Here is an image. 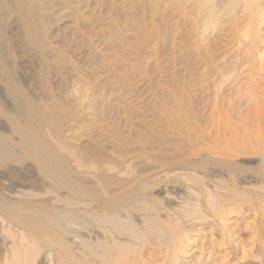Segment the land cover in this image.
I'll return each mask as SVG.
<instances>
[{
	"label": "rangeland",
	"instance_id": "374dc122",
	"mask_svg": "<svg viewBox=\"0 0 264 264\" xmlns=\"http://www.w3.org/2000/svg\"><path fill=\"white\" fill-rule=\"evenodd\" d=\"M131 1L133 18L122 9V0H52L36 8L38 20L46 26L32 23L31 31L1 0L0 133L11 140L0 138V149L21 152L7 116L14 115L52 144L63 132L66 151L56 147L64 164L60 174L74 177L76 191L96 192L99 182L110 181L109 189L131 190L136 196L135 202L118 209L117 229L103 226L112 234L96 240L99 227L82 213L83 206L66 201L68 189L58 177L42 173L30 161L2 163L0 258L6 264H13L16 254L39 255L37 264H264L262 165L254 157L236 156L245 131L256 135L253 141H264V43L254 46L251 55L244 54L253 59L236 63L232 53L248 42L241 34L224 33L210 44L192 27L193 17L187 19L174 4L161 9L159 2L164 0ZM154 7L169 21L170 34L157 49L152 43L139 47L134 39L151 28L149 10ZM98 16L103 18L101 25ZM114 17L130 31L119 36L113 32ZM125 40L131 42L125 45ZM180 91L186 98L178 95L174 101L172 94ZM87 105L94 109L81 112ZM164 115L173 119L169 128L163 124ZM37 117L39 123L34 122ZM127 133L145 140L151 149L145 164L132 154L126 157L129 168L123 169L118 146ZM178 142L184 144L180 154L171 148ZM198 149L209 150V160L181 165L191 150ZM100 153L108 161L121 158L123 172H110L107 163L98 161ZM224 156L235 164L233 170L215 163ZM162 163L165 170L157 168ZM246 178L252 181L241 188ZM59 194L64 197L61 203L56 202ZM11 204L49 216L76 212L78 222H88L93 229L72 226L83 240L76 245L66 241L69 248L58 237L56 224L41 223L40 217L28 221L20 210L8 208Z\"/></svg>",
	"mask_w": 264,
	"mask_h": 264
},
{
	"label": "bare ground",
	"instance_id": "6f19581e",
	"mask_svg": "<svg viewBox=\"0 0 264 264\" xmlns=\"http://www.w3.org/2000/svg\"><path fill=\"white\" fill-rule=\"evenodd\" d=\"M49 1H52V0H6V2L9 4L10 9L13 11V13L16 14L19 19H21V20L23 19L24 26L27 27V29H29L31 31L34 30V28L32 27V23L33 24L35 23L36 26H41V25L46 26L42 19H41L42 21L38 20V17L36 15V8H40L41 4L48 3ZM94 1L96 2L97 0H94ZM146 1H148L150 4H152V2H154V0H146ZM156 1H158V0H156ZM159 3H160L159 5H160L161 9L166 7L168 4L172 3L178 9L179 13L185 14L187 19H189L191 21H193V19H194V21H193L194 23L192 24V27H195L194 29H196L198 32L200 31V36L203 38V41L208 39L210 44L211 43L215 44V40L217 41V39L220 38V35H223L224 33L229 34L232 32H236L238 34H241V38L248 40V42L246 45L242 44V39H241V44H242V46L244 45L245 47H243L242 51H239V50H241V48L234 50L235 54L232 53L233 58L231 59L229 57L231 59V61L234 60V61H236V63H238L242 60L244 61V60H248L251 58L253 59V57L250 58V56H245L244 54L247 52L246 55H248V53L250 52V55H251L252 48H254V46H257L260 43H264V0H164L163 2L161 1ZM0 8L2 9L1 0H0ZM122 9L124 11H128L130 17L133 18V16H132L133 11H134L133 1L122 0ZM76 10L78 11V9H76ZM157 11H158L157 7H154V9L152 8L149 10V13H150L149 21H151V23H150L151 28H149L148 32H146L148 29H143L141 31V32H143L142 35L139 36L137 39H134V41L137 42V44H139V47L143 46L145 43H147V44L152 43L154 46V49H157L158 44H161V43L165 44V42H167L168 35L170 34L169 30L171 29L170 24H169V21L167 19H165L164 15L159 14ZM139 14H140V12H139ZM143 14H144V12H143ZM144 16H145V14H144ZM130 17H128L125 20H130L131 19ZM192 17H193V19H192ZM102 19L100 16H98L97 17V23H99L101 25L103 23ZM113 20L114 21L110 22V29L113 32H116L118 36L121 35L124 30L130 31V28H128L127 23H125L123 26H119V25H117V22H118L117 17L116 18L114 17ZM184 25H186V24L184 23ZM172 34H174V33L172 32ZM238 37H240V36H238ZM234 38H236V37H234ZM110 42H111L110 39H108L107 44H109ZM130 42H131V40H125L124 44L126 45L127 43H130ZM238 42H240V41H238ZM238 42H236L235 44H237ZM132 43H133V41H132ZM39 44L41 46H43L42 42H39ZM216 47H217V44L213 48H216ZM248 47H250V48H248ZM221 56L222 55H220V57ZM262 56L260 58H262ZM227 57L228 56L226 55V58ZM226 58L223 57L224 60ZM250 62H253V61H250ZM244 63L246 64V62H243L242 64L244 65ZM236 66H237V64H236ZM240 67H242V66H240ZM240 67L238 64V68H240ZM228 71H229V69H228ZM235 78H237V77H235ZM229 84H231V83H229ZM178 95H179V98H181L182 100L185 97L183 92L180 91L179 94H176V93L172 94V97H173L172 99L174 101H177ZM86 107H88V105ZM163 107H164L163 103L160 104L159 108L161 109V112H162V110H164ZM92 109H94L93 106H90L88 108L84 107V109H82L81 112H85V111L92 110ZM90 112H92V111H90ZM97 114H98V112H97ZM17 115H19V114H17ZM7 116L9 117L10 122H11L12 134L18 136V139H17L18 143L17 144L20 147L21 152L18 154H15L14 152H10L7 149H0V164L7 163V162H13V161H30V162L34 163L36 165V167L42 173H47L50 176L55 177V178L58 177L59 178L58 183L64 185L68 189V193H69L68 198L69 199H67L66 201L68 203H70L72 206H78V205L83 206L84 212H82V213L88 217V219L91 221V224H94V225L99 227V229L97 228L98 231L95 232L96 240H98L99 237L105 238L104 235L106 236L109 233L108 231H106L105 228H103V226H106L109 224L110 226H113L115 229H117V223L120 220V218L118 217V215H119L118 209L122 208L121 206H126L125 204L135 202V196L136 195L134 194V192L131 190H125V191H123V190L122 191L111 190V188L109 189L110 184H111L110 181L99 182V184L101 185V189H99L96 192L93 190H89V192L76 191L72 186L73 183H76V180L74 179V177L72 175H70L69 173H66V172L64 173L65 176H62V174H60L61 173L60 169H61V166L63 163L61 164V161L59 160V156L57 154L56 147H61L62 151H66V149L62 146V143L65 140L64 139L65 136H63V132L57 133L58 136L60 137V139H56V138L52 139V141L54 143V144H52V143L44 140V138H42V136H41V133L37 129L32 127L30 124H28L26 122L24 123L22 121L20 122L18 117L14 116V115L7 114ZM31 116H30V118H31ZM20 117H22V116H20ZM98 118H100V117L98 116ZM52 119H54V118H52ZM34 122L39 123L38 117L34 118ZM164 123H165V125H167L166 127L169 128L173 123L172 117L171 116L168 117V116L164 115L163 124ZM73 125H75V124H73ZM249 132L250 131L248 130L242 134L243 138H241L242 139V141L240 142L241 144L238 142L239 146H241L240 152H239L240 154L236 153V156L238 157L240 155H242V156L246 155V156H251V157L256 158L257 162L262 165V168H261L262 171L261 172L264 173V141H262V138L261 139H255V141H253V139L256 135L254 134L255 135L254 136L252 133V136H251V132L250 133ZM259 134H260V132L257 135H259ZM259 137L260 136H258V138ZM0 138L11 140L10 137H8L2 133H0ZM119 141H121V142L119 143L118 148L121 147V149L123 150L122 151L123 154L121 157L122 159L119 158L122 160V162L124 164L123 169L129 168L128 164H130V161L126 158L129 155H132V154L136 155V157L138 159H141L142 162L144 161L143 159H149L147 149H151V148H148L147 144L144 143L145 140H141L139 138L133 139L128 134L126 137L125 136L122 137V139H120ZM183 145L184 144H180V143H179V145L171 144V146H172L171 148L178 150L179 154H180L181 153L180 151L181 150L183 151V148H182V147H184ZM187 146H189V145H186V148H188ZM196 147H198V146H196ZM196 147H193V148L195 149ZM193 148H191V149H193ZM112 149H115V148L112 147ZM216 150H217V148H216ZM219 150L220 149L218 148V150H217L218 153H219ZM153 152H154V150H153ZM205 152L203 150H199V149L198 150H191V152L188 154L189 156L187 155L188 158L187 159L184 158L185 159V160L183 159L184 163L181 162V165H184V166L190 165L191 162H189V161L192 159H194V160L199 159L200 161L209 160V158H207L208 157L207 154L209 153V150H208V152H206L207 154H205ZM172 153H174V152H172ZM215 153L216 152H214V154ZM228 153L229 152H227L226 154H228ZM233 154H231L232 155L231 157L235 156V154L234 155ZM150 157L152 159L154 158V161H156L157 163H161L160 160H157L155 157H152L151 155H150ZM182 157H184V156H182ZM105 158H106L105 154L100 153V155L98 157V161L103 162V163H107L110 172L111 171H118L119 173L123 172V169H121V167L118 164L119 159L118 160L116 159L115 161H113V160L108 161ZM229 159H232V158H229ZM62 160H64V159L62 158ZM147 161H150V160H147ZM77 162H78L80 168H84L85 164L82 160H79ZM162 162H164V161H162ZM215 163L217 165H220L221 167L228 168L230 170H233L235 168V164H233L231 161H228L226 159V157L225 158L221 157L220 159L216 160ZM152 164L155 165L154 162ZM163 164L164 163H162V165H159V167H157V168L165 170V166ZM156 165H158V164H156ZM63 166H64V164H63ZM154 167H156V166H154ZM249 179L250 178H246L247 182L243 181L242 183H240L241 188H242L243 184L245 185V184L251 183L252 180L249 181ZM81 185L84 186L83 184H81ZM83 188H87V187H83ZM247 193H250V191ZM30 194L32 195L31 192H30ZM36 197H40V195L36 196ZM20 199H21V197H20ZM63 201H64V197L59 194L57 196L56 202L61 203ZM78 201H81V202H78ZM213 202H214V200H213ZM211 207L213 210H216L218 208L217 205L214 203L212 204ZM8 208L14 209V210H20V213L22 215H24L26 217L25 219L28 221L33 220L34 217H38V218L40 217L39 220H41V223H44V224L45 223H47V224L54 223V224H56L58 226V228L61 230V235H59L58 237H60V239L65 244H67V246L69 248H71L72 245L70 243H67L66 241L72 240L74 245H76L79 241V238L81 240H83L82 237L79 236V230L75 231V229H73L72 226H75V225L78 226L79 225V227H81L80 229H83L84 224H85L86 227H89L88 229H90V228L93 229V226L91 227L90 223L88 224V222H83L84 224L81 225L78 222V218L74 215V213H76V212H73L72 214H70V213H67L65 211H62V212H54L53 211L54 216H49L47 213L42 212L41 210H34V211L24 210V209H20V207H17L16 205H12V204L9 205ZM220 208H221V205H220ZM56 219H60V220H56ZM116 220H118V221H116ZM74 228H76V227H74ZM109 234H112V232H110ZM97 244H99L98 241H97ZM115 245H117V244L115 243ZM117 246H119V245H117ZM38 258H39V255L36 256L35 254H27L25 256V258L16 254L15 262L13 264H37ZM47 259L48 258H46L45 260H47ZM0 262H1L0 264H6L7 260L5 261V258H2Z\"/></svg>",
	"mask_w": 264,
	"mask_h": 264
}]
</instances>
